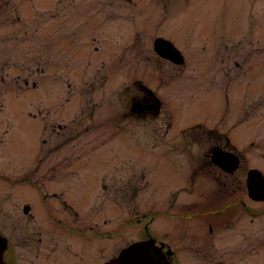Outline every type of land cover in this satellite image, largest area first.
<instances>
[{
	"label": "rangeland",
	"instance_id": "obj_1",
	"mask_svg": "<svg viewBox=\"0 0 264 264\" xmlns=\"http://www.w3.org/2000/svg\"><path fill=\"white\" fill-rule=\"evenodd\" d=\"M157 37L185 64L159 57ZM139 83L161 108L133 112L148 98ZM218 134L233 139L241 158L228 176L206 156L230 148ZM254 168L264 173V0H0L2 233L13 223L38 231L39 181L55 188L61 184L51 176L78 170L92 192L98 175L108 185L122 181L123 239L107 237L99 255L93 241L94 264L146 240L153 212L148 234L179 264H264V200L248 197ZM220 196L250 210L222 209L213 235L198 218L171 219L194 201L220 208ZM105 206L100 221L113 219L106 228L114 233L116 215Z\"/></svg>",
	"mask_w": 264,
	"mask_h": 264
},
{
	"label": "flooded vegetation",
	"instance_id": "obj_2",
	"mask_svg": "<svg viewBox=\"0 0 264 264\" xmlns=\"http://www.w3.org/2000/svg\"><path fill=\"white\" fill-rule=\"evenodd\" d=\"M139 86L142 91L148 95V98L145 95V97L138 98L139 102H134V104H139L142 107L148 108L141 115L149 111L158 110L159 107L161 108L162 102L155 95L156 93L147 89L142 83H140ZM166 113L170 120L171 113L169 108L165 109V114ZM199 126L202 127V125ZM212 132L215 131L209 129L207 134H211ZM219 136L225 141L226 146H229L230 148H211L206 156L210 158L212 165H214L221 175L228 176L234 172L222 169L213 161L215 151L219 150L227 154H232L238 158L240 157L237 149L231 144L233 139L226 134H220ZM199 141L206 143L208 142V138H201ZM240 162L241 158L239 159V165ZM208 165H210L209 162ZM56 172L57 170H49L48 173L54 174ZM81 173L82 172L78 170L70 171V174L68 176H63V179L61 180L55 179L60 177L59 175L51 176V179L61 184L60 186H54L55 188L51 185H47L49 182L39 181V198L41 200L40 206L43 213V215L39 217V230L34 233L26 232L20 230L18 223H13V228L10 233H2L0 231V235L6 239L5 250H0V264H88L90 261L94 264L95 259L92 258L93 241H97L98 246L102 248L100 251L96 250L95 252L96 255H99L105 250V247H102V243L105 242L107 237H110L111 239L115 238V240L119 239V241L123 239V196L118 195L122 181L117 177L114 186L112 183L111 185H108L106 177L98 175L99 187H96L95 191L92 192L87 186L86 175L84 172L82 175ZM248 173L249 172H247V174ZM194 176H197L196 171ZM194 176L191 178H195ZM53 180L49 179L51 183ZM216 189H213V191L222 195L220 188L217 187ZM222 192L225 193L224 191ZM216 196V194L212 195V197ZM175 197L176 196L174 195V198ZM248 197L251 198L249 191ZM220 198L221 200H224L219 203L221 205L220 208L217 204H202V202L208 201L207 196H204L202 199L207 200L200 201L198 198L197 200L199 201L191 202L190 205L191 208H193L191 212H188L187 214L180 213L176 217L170 214L171 219H182V221L185 219L186 221H190L198 218L197 222L201 223V221H203L205 225L207 224L209 226L207 233L213 235V223L223 219L216 218L222 215V209H225L227 214H232V209L241 204L244 212L250 210V207L247 204L248 202H245L244 200L228 203L223 196H220ZM106 201H108L116 215L114 219L116 225L114 233L113 231H108L106 228L109 223H112L113 219H110L109 221H100L102 218L101 215L106 207ZM26 205L28 204L26 203L23 206L24 213V207ZM93 208L96 210L94 215L92 214ZM29 213H27V215ZM29 215H31V213ZM155 216L156 214L154 215V212L149 215V221L144 225V230L147 236L146 240L153 238L152 235L148 234V230L151 229ZM143 217L145 218L147 215H144ZM34 234L37 235L36 239L32 236ZM212 244L214 245V243ZM18 245L20 247L19 249L13 248ZM160 245L164 247V251L168 254V259L171 263L179 264L178 258L170 249V246L165 245L164 243H160ZM113 250L116 253L109 260L115 258L119 254L117 248H114ZM106 262H103L102 264H105ZM95 264H99L98 260L95 261Z\"/></svg>",
	"mask_w": 264,
	"mask_h": 264
},
{
	"label": "water",
	"instance_id": "obj_3",
	"mask_svg": "<svg viewBox=\"0 0 264 264\" xmlns=\"http://www.w3.org/2000/svg\"><path fill=\"white\" fill-rule=\"evenodd\" d=\"M156 53L162 58L173 62L174 64H182L184 58L181 53L170 42L157 39L154 44ZM148 108L135 105L133 112L142 114ZM213 161L226 171H235L239 166V159L222 151H215ZM248 187L250 197L254 200H264V177L256 171H250L248 176ZM30 207H25L28 213ZM5 238L0 235V250H5ZM106 264H171L164 253L163 248L156 245L154 239L139 241L132 243L124 248L120 254L108 261Z\"/></svg>",
	"mask_w": 264,
	"mask_h": 264
}]
</instances>
